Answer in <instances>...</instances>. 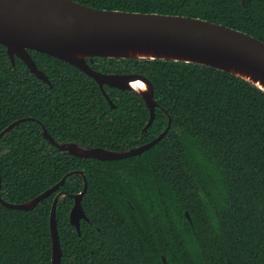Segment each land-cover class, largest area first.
Wrapping results in <instances>:
<instances>
[{
	"label": "trees",
	"instance_id": "1",
	"mask_svg": "<svg viewBox=\"0 0 264 264\" xmlns=\"http://www.w3.org/2000/svg\"><path fill=\"white\" fill-rule=\"evenodd\" d=\"M109 11L199 18L264 42V0H72ZM243 2L245 4L243 5ZM50 86L0 45V133L39 121L58 144L128 151L168 134L141 156L78 158L36 121L0 140L1 198L24 204L71 174L33 210L0 203V264H52L55 198L61 264H264V92L226 71L170 60L95 58L104 74L139 75L158 104L99 85L68 63L29 51ZM82 173V176L80 175ZM87 191L88 221L70 223ZM189 214L191 221L186 217Z\"/></svg>",
	"mask_w": 264,
	"mask_h": 264
},
{
	"label": "water",
	"instance_id": "2",
	"mask_svg": "<svg viewBox=\"0 0 264 264\" xmlns=\"http://www.w3.org/2000/svg\"><path fill=\"white\" fill-rule=\"evenodd\" d=\"M0 45L6 48L13 66L15 59H20L34 76L49 86V78L38 69L29 51L68 63L99 85L112 108L115 105L105 92V86L125 91L132 90L130 85L134 80L146 82L148 93L138 92L150 111V119L143 132L152 126L158 108L151 82L135 74L101 73L94 70L88 61L93 62L95 58L149 59L198 64L234 74L264 92L258 86H264V42L249 34L199 18L101 10L72 0H0ZM26 121H36L43 127L37 120L22 119L3 130L0 140ZM170 127L171 119L167 129L153 141L124 152L85 149L75 143L61 145L56 143L44 127L43 134L51 145L62 152L78 158L110 162L141 156L157 145L168 134ZM70 175L27 203H6L1 196L0 203L13 210H33L64 186ZM1 186L0 176V191ZM86 191L85 181L83 192L74 196L75 203L70 213V223L79 235L81 221H88L82 206ZM62 196L59 193L55 198L50 217L52 264H61L56 211ZM186 217L191 221L187 212ZM162 261L167 264L165 257H162Z\"/></svg>",
	"mask_w": 264,
	"mask_h": 264
},
{
	"label": "bare ground",
	"instance_id": "3",
	"mask_svg": "<svg viewBox=\"0 0 264 264\" xmlns=\"http://www.w3.org/2000/svg\"><path fill=\"white\" fill-rule=\"evenodd\" d=\"M131 88L132 90L136 91L137 93H148L149 86L146 84V82L142 80H134L131 82ZM258 86H261V88L264 90V86L259 84Z\"/></svg>",
	"mask_w": 264,
	"mask_h": 264
},
{
	"label": "flooded vegetation",
	"instance_id": "4",
	"mask_svg": "<svg viewBox=\"0 0 264 264\" xmlns=\"http://www.w3.org/2000/svg\"><path fill=\"white\" fill-rule=\"evenodd\" d=\"M154 123V122H153ZM142 146V145H141ZM112 152V151H111ZM122 152H124V151H122ZM111 162V161H110ZM63 196H65L64 194H63Z\"/></svg>",
	"mask_w": 264,
	"mask_h": 264
},
{
	"label": "rangeland",
	"instance_id": "5",
	"mask_svg": "<svg viewBox=\"0 0 264 264\" xmlns=\"http://www.w3.org/2000/svg\"><path fill=\"white\" fill-rule=\"evenodd\" d=\"M62 197H63V196H62ZM62 197H61V198H62Z\"/></svg>",
	"mask_w": 264,
	"mask_h": 264
}]
</instances>
